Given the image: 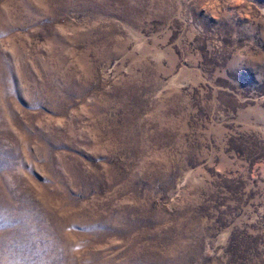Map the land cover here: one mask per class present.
Instances as JSON below:
<instances>
[{
    "label": "rangeland",
    "instance_id": "rangeland-1",
    "mask_svg": "<svg viewBox=\"0 0 264 264\" xmlns=\"http://www.w3.org/2000/svg\"><path fill=\"white\" fill-rule=\"evenodd\" d=\"M0 264H264V0H0Z\"/></svg>",
    "mask_w": 264,
    "mask_h": 264
}]
</instances>
